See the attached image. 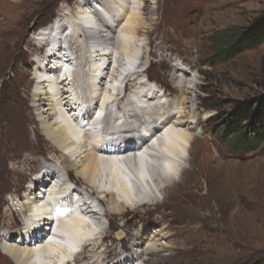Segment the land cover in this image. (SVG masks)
<instances>
[{
	"label": "bare ground",
	"instance_id": "obj_1",
	"mask_svg": "<svg viewBox=\"0 0 264 264\" xmlns=\"http://www.w3.org/2000/svg\"><path fill=\"white\" fill-rule=\"evenodd\" d=\"M143 1L84 0L74 11L66 6L65 14L73 30L67 36L63 35L65 24H60L63 20H57L53 43L57 45L65 40L64 44H69L59 49L64 60H68L65 67L72 69V61L77 57L82 62L72 78L63 73L66 69L59 68L63 61L59 55L54 57L56 66L49 58L47 63L40 59L37 62L40 73L32 99L41 126L36 136L45 142L46 148L41 151L45 162L38 164L32 173L23 174L17 167L12 170L23 174V180L18 178L20 195L2 199L11 204L4 209L6 220L0 225V264H81L83 258L88 262L82 264H148L147 256L163 249L160 239L166 237V210L152 220L158 226L154 234H149L151 220H143L137 226L127 214L151 202L162 205L160 195L168 194L188 172L185 163L192 162L191 147L199 136L197 107L192 109L197 103L189 96L195 94L194 88L200 82L191 80L186 68L174 66V97H169L162 91L164 88L154 90L149 82L141 80V73L127 71L128 66L137 65L143 38L152 34V20L144 19L145 7L139 8ZM5 2L22 9L40 0H0V5ZM157 2L160 6V0ZM1 30L5 28L0 25ZM48 34L49 38H40L42 45L52 43L53 32ZM110 45L114 51L112 57H109ZM89 52L100 63L105 60L108 64L104 73V65L94 63V75L90 79L104 75L100 81L89 83L86 90L83 71ZM112 65L115 70L110 74V82L117 85L125 77L131 96L116 97L112 92L116 86L105 87V77ZM101 101L104 103L100 106ZM111 102L117 104L116 111L110 110ZM103 109L107 116L101 122ZM71 110L75 119L69 115ZM141 127L148 135L134 139L130 133ZM30 160L26 157L20 161L26 165ZM35 172L40 174L38 178L32 177ZM29 179L30 185L24 184ZM74 182L83 186L71 185ZM37 187L39 191L35 192ZM102 193L106 194L104 198ZM119 217L126 218L120 227ZM104 219L111 222L106 230H103ZM43 223L47 225L44 229L50 226L56 232H43ZM21 224L26 227L25 233L18 229ZM111 228H118L117 233ZM133 228L138 229L136 234ZM131 238L133 242L128 246ZM108 239L112 245L106 244ZM81 241L83 251L74 255L70 249ZM120 249L134 253L110 260L111 255H119Z\"/></svg>",
	"mask_w": 264,
	"mask_h": 264
},
{
	"label": "rangeland",
	"instance_id": "obj_2",
	"mask_svg": "<svg viewBox=\"0 0 264 264\" xmlns=\"http://www.w3.org/2000/svg\"><path fill=\"white\" fill-rule=\"evenodd\" d=\"M144 1L139 8H146L143 17L152 20V34L143 38L137 65L128 66L127 71L141 73V80L149 82L154 90L156 87L159 91L164 88L162 91L169 97H174V66L186 68L190 72L189 78L200 82L194 88L195 94L189 96L197 103L192 109L197 107L199 136L191 147L192 162L185 163L188 172L168 194L160 195L162 205L151 202L127 214V218L135 221L137 226L143 220H151L148 221L152 226L149 234H154L158 226L152 220L166 210L164 216L168 227L164 236L167 238L160 239L163 249L154 250L147 256L148 264H251L264 259V141L249 150L233 148L232 138L225 130L237 102L254 99L264 92V42L229 60L224 55L213 57L217 49L212 42L213 37L223 31L234 33L247 26L264 11V0H160V6L157 0ZM83 2L40 0L22 9L7 2L0 5L5 9L0 10V25L5 28V31H0V225L6 220L4 209L11 204L4 200L8 196L11 198L12 194L20 195L17 186L23 180L24 172L32 173L30 171L38 164L45 162L41 153L46 148L45 142L42 137L37 138L41 126L32 99L40 73L36 69L37 62L40 59L47 63L49 58L56 66L54 57L58 55L64 60L59 49L60 46L67 48L69 44H64L65 40L57 45L53 43L59 25L56 22L63 20L60 24L66 26L64 36L69 32L72 34L71 21L65 11L77 10ZM52 32V43L42 45L40 38H49L48 33ZM110 54L109 57L114 55L113 46ZM88 56L83 71L86 90L89 83L100 81L108 64L105 60L100 63L90 52L86 58ZM81 60L79 57L73 59L72 69H66L72 73L68 75L66 70L63 73L72 78ZM95 62L104 65V73L92 80ZM114 70L112 65L105 77V87L114 85L110 82V74ZM125 80L123 77L114 85L116 91L112 92L116 97L133 94L130 87L126 88ZM70 97L75 95L70 94ZM103 103L101 101L99 105ZM109 108L116 111L118 107L111 102ZM72 114L74 110L69 115L72 117ZM102 115L101 122L107 112ZM26 157L31 159V163L25 165L20 160ZM16 167L22 175L12 172ZM39 175L35 172L32 177L38 178ZM28 181L30 179L24 184L30 185ZM74 183L71 185L83 186ZM36 191H39L38 187ZM105 196L102 193L101 197ZM190 218L193 220L187 223ZM104 220L103 230H106L111 222ZM125 222L126 218L117 220L119 227ZM46 226L43 223L41 230L50 233V226L44 229ZM19 228L25 233L23 224ZM118 228H111V231L116 234ZM133 231L136 234L138 229L133 228ZM133 239L129 240L128 246ZM108 240L106 244L112 245V240ZM81 242L78 245L83 250L84 242ZM132 252L120 249L119 255H111L109 259ZM86 262L87 259L83 258L79 263Z\"/></svg>",
	"mask_w": 264,
	"mask_h": 264
},
{
	"label": "trees",
	"instance_id": "obj_3",
	"mask_svg": "<svg viewBox=\"0 0 264 264\" xmlns=\"http://www.w3.org/2000/svg\"><path fill=\"white\" fill-rule=\"evenodd\" d=\"M217 51L213 57L229 60L264 42V11L237 32L223 31L213 37ZM264 63V60H263ZM225 126L233 141V148L249 150L264 141V92L258 97L239 101L232 109ZM251 264H264V259Z\"/></svg>",
	"mask_w": 264,
	"mask_h": 264
},
{
	"label": "clouds",
	"instance_id": "obj_4",
	"mask_svg": "<svg viewBox=\"0 0 264 264\" xmlns=\"http://www.w3.org/2000/svg\"><path fill=\"white\" fill-rule=\"evenodd\" d=\"M63 56V55H62ZM61 68V67H60ZM63 69H67L66 67L65 68H63ZM66 73L69 75L71 72L69 71V70H66ZM105 120V119H104ZM103 127L101 126V128L100 129H102ZM141 134H143V135H148L145 131H144V127H141V128H139L138 130H137V132H135V131H133V132H131L130 133V135L135 139V138H138ZM32 185V188L33 187H35V186H33V185H35L34 183H32L31 184ZM75 187H72V189H74ZM71 189V190H72ZM53 223V222H52ZM54 223L55 224H57V221H54ZM51 228V233L53 234L54 233V227H50ZM71 251V250H70ZM83 250H82V248H81V250L79 251V252H77V253H74V252H72L74 255H77L78 253H81Z\"/></svg>",
	"mask_w": 264,
	"mask_h": 264
},
{
	"label": "snow or ice",
	"instance_id": "obj_5",
	"mask_svg": "<svg viewBox=\"0 0 264 264\" xmlns=\"http://www.w3.org/2000/svg\"><path fill=\"white\" fill-rule=\"evenodd\" d=\"M62 215H63V213H62Z\"/></svg>",
	"mask_w": 264,
	"mask_h": 264
}]
</instances>
